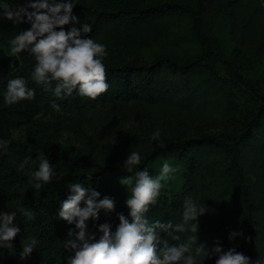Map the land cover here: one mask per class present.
Returning a JSON list of instances; mask_svg holds the SVG:
<instances>
[{
  "label": "trees",
  "instance_id": "16d2710c",
  "mask_svg": "<svg viewBox=\"0 0 264 264\" xmlns=\"http://www.w3.org/2000/svg\"><path fill=\"white\" fill-rule=\"evenodd\" d=\"M28 2L32 0H0V5L7 3L15 10ZM71 2L75 5L72 15L80 24L91 26L84 35L94 41L100 35L134 39L141 33L163 40L169 37V24L188 19L190 25L187 32L170 40L180 55L159 53L150 60L103 62L109 85L104 94L93 100L74 90L71 96L57 98L31 79L35 58L28 51L1 54L2 50L10 52V41L31 25L26 17L20 24L4 18L0 8V141H9L6 150L0 147V214L16 212L13 223L20 228L11 241L14 251L10 254L8 249L0 248V264H69L74 253L63 248V241L71 238L67 233L75 229V224H68L58 215L61 203L71 194L67 185L81 183L99 191L100 186H116L121 178L134 177L136 171L144 169L155 178L162 169L159 165L165 162L180 165L181 181L169 186V193L160 191L157 203L146 213L149 223H181L183 201L190 196L206 209L196 221L198 245H205L210 252L217 246L228 251L233 222L241 219L245 226L242 254L249 258V264H264V101L256 104L254 89L234 73L233 66L228 70L230 76L225 77L210 62L218 50L211 33L218 16L225 17L229 24L237 64L254 68L260 62L264 56V0ZM64 27L67 30L71 25ZM15 78L25 79L27 87L35 92L34 99L5 103L8 81ZM53 103L59 105V111ZM155 109L183 114L188 122L197 119L208 131L158 141L118 132L117 126L123 120L142 125ZM91 110L99 112L98 136L104 138L106 146L115 139L120 155L128 156L130 150L139 153L141 162L133 172L129 173L125 165L101 163L76 146L58 149L54 125L40 119L43 113L80 118ZM20 127L25 128V136L16 141L12 131ZM160 141L166 145L164 148L158 147ZM112 148L113 144L106 150ZM40 156L47 157L61 179L54 176L49 184L36 189L35 181L29 180L38 170ZM25 157L29 162L21 169ZM125 201L113 213L86 221L88 231L99 238L98 225L108 222L114 233L119 225L117 213H123L131 223ZM21 207L32 215L26 217L17 211ZM157 234L170 244L193 235L177 233L181 241H173L163 230L157 229ZM30 237L39 243L21 259L23 241ZM218 255L196 257V262L215 264Z\"/></svg>",
  "mask_w": 264,
  "mask_h": 264
},
{
  "label": "clouds",
  "instance_id": "9594fccd",
  "mask_svg": "<svg viewBox=\"0 0 264 264\" xmlns=\"http://www.w3.org/2000/svg\"><path fill=\"white\" fill-rule=\"evenodd\" d=\"M74 6L71 0H32L15 10L7 3L0 5V8L4 18L20 24L26 17L31 25L10 41L9 54L28 51L35 58L31 79L36 84L42 85L57 98L71 96L74 90H78L80 96L94 100L109 88L103 63L107 54L106 47L84 35L91 31V26L80 24L78 18L72 15ZM77 24L80 26L77 27ZM66 25L71 27L65 30ZM34 97V90L27 87L25 79L8 81L4 95L6 104L14 105ZM52 107L56 111L60 110L55 103ZM159 137L160 131L157 130L153 132L151 140L157 141ZM8 144L7 140L0 141V147L5 150ZM165 146L163 141L158 144L159 148ZM38 159V170L32 173L29 180V183L35 181L34 188L40 189L42 184H49L54 176L57 180L61 179V175L53 172L46 156ZM28 162L25 157L20 168ZM140 162L139 153L131 152L124 165L131 173ZM175 171L174 167L165 162L155 178L150 177L146 169L136 171L134 177L121 178L119 183L130 192L125 206L129 209L132 222L129 223L123 213H117L119 225L116 231L111 232L108 222L99 224V238L88 231L86 221L90 218L98 220L102 209L105 213L113 212L116 206L114 199L108 196L98 199V191L85 188L81 183H69L67 189L71 194L61 203L58 213L68 224H75V229H70L67 233L71 238L63 241V248L74 253L69 258V264H179L180 261L183 264H197L196 257L205 259L213 254H219L215 264H249V258L236 252L234 248L222 251L217 246L210 252L205 245L197 244L196 221L206 209L190 196L183 201L181 223L173 225L171 221L162 223L159 220L149 223L146 213L150 206L157 203L163 187L161 181L168 179L169 174ZM81 202L83 207L80 206ZM17 211L26 217L32 215L30 210L23 207ZM15 217L16 212L0 214V248L8 249L10 254L14 251L11 241L20 232V228L13 223ZM157 229L167 232L173 241H181V236L177 233L191 232L193 235L180 243L170 244L167 239L158 236ZM236 234L232 233L229 239ZM38 243L34 237L25 239L20 258L29 256Z\"/></svg>",
  "mask_w": 264,
  "mask_h": 264
},
{
  "label": "rangeland",
  "instance_id": "374dc122",
  "mask_svg": "<svg viewBox=\"0 0 264 264\" xmlns=\"http://www.w3.org/2000/svg\"><path fill=\"white\" fill-rule=\"evenodd\" d=\"M169 25H171L169 27V37L163 40H154L149 38V35L146 33H141L137 37L134 36V39L120 36L117 38H109L106 35H100L95 41L106 47L107 54L103 58V62L120 63L131 60H150L159 53L180 55L181 51L177 50V48L170 43V40H173L179 34L187 32L190 22L188 19H185ZM211 33L217 40L218 50L213 53L210 62L214 63L219 73L225 77L230 76V71L228 72V70L230 69V65L233 66L235 70L234 73L240 74L250 87L254 89L256 93L255 97L258 100L256 104L262 103L264 101V56L254 68L247 65H243L242 67L239 66L234 58L233 43L229 34V24L225 17L218 16ZM1 54L9 55V52L2 50ZM40 119L54 125V143L58 149L64 150L71 146H76L90 153L101 163L124 165L127 156L120 155L116 151L115 148H117L119 144L116 146L117 142L115 139L111 141L113 150H106V148L111 145L106 146L103 137L99 139L98 127L100 120L98 111L91 110L80 118L74 119L68 115L57 116L50 113H43L40 115ZM117 130L123 136H136L144 141L151 139L153 132L157 130L160 131L159 140L185 138L208 131L204 123L197 119L193 122H188L183 114H171L170 112L161 113L159 109L150 112L149 119L145 120L142 125L133 120H123L118 124ZM12 134L14 140H21L25 136V128H17L12 131ZM131 152H134V150H130L129 153ZM169 164L174 167L176 171L170 173L169 178L162 181L163 187L161 188V192L163 194L169 193V186H175L181 181L180 165L175 163ZM158 165L159 162L157 163V166ZM162 166L163 164L159 165V167ZM98 192L100 193L98 199H102L105 196L114 199L116 205L114 211L122 206L129 195L127 188L120 183L116 186H100ZM103 213H105V211L102 209L99 215ZM233 233L237 234L233 236L229 244V249L234 248L236 252L242 254L245 226L241 219L234 220ZM198 264L208 263L199 262Z\"/></svg>",
  "mask_w": 264,
  "mask_h": 264
}]
</instances>
